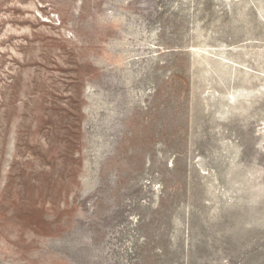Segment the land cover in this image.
Wrapping results in <instances>:
<instances>
[{"label": "rangeland", "instance_id": "rangeland-1", "mask_svg": "<svg viewBox=\"0 0 264 264\" xmlns=\"http://www.w3.org/2000/svg\"><path fill=\"white\" fill-rule=\"evenodd\" d=\"M0 264H264V0H0Z\"/></svg>", "mask_w": 264, "mask_h": 264}]
</instances>
